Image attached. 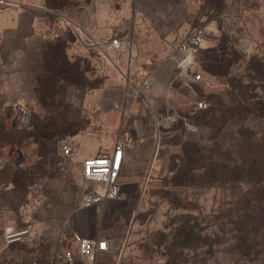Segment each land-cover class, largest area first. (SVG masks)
Masks as SVG:
<instances>
[{"label": "rangeland", "instance_id": "1", "mask_svg": "<svg viewBox=\"0 0 264 264\" xmlns=\"http://www.w3.org/2000/svg\"><path fill=\"white\" fill-rule=\"evenodd\" d=\"M224 2L222 9L219 0L0 6V264H60L65 250L77 264H90L75 234L110 241L111 252L93 264H264V256L257 261L239 251L234 239L245 220L239 199L258 196V186L214 179L196 159L222 150L230 165L242 131L264 137L261 113L217 131L205 123L228 100L231 83H248L246 65L264 51V0ZM193 31L204 35L199 60L212 79L175 97L171 88L152 95V87L136 96L140 73L166 66ZM116 37L128 43L111 48ZM200 101L208 108L199 112ZM17 104L29 116L24 126L11 119ZM244 118L252 119L249 128ZM126 131L133 141L121 196L84 208L83 192L94 183L83 177L80 160L110 152ZM61 143L72 147L75 164L61 165ZM25 230L31 231L9 238Z\"/></svg>", "mask_w": 264, "mask_h": 264}, {"label": "trees", "instance_id": "2", "mask_svg": "<svg viewBox=\"0 0 264 264\" xmlns=\"http://www.w3.org/2000/svg\"><path fill=\"white\" fill-rule=\"evenodd\" d=\"M212 1L215 2L216 0ZM219 1L222 9L225 0ZM246 66L244 78L249 79L248 83L244 84L241 80L231 83L232 91L227 92L228 100L221 99L222 101L218 104L219 107L215 108L211 117L205 121L213 129L222 128L237 117L243 119L247 114L258 117L256 113H261L259 118L264 119V51L262 55L252 56ZM207 71L220 74L210 68H207ZM251 120L249 118L242 120L246 128H249ZM249 131L248 135H244L243 131V135H239L237 140L240 145L237 146L236 152L232 155L233 159L230 165L225 163V153L222 150L217 151L219 156L217 158L215 156L214 158L204 157L201 153H197L196 159H199L211 171V177L214 179L224 181L225 178L229 177L240 186H258L255 188L257 189L255 194L258 193V196L239 199L238 204L242 205L239 209L243 211L245 220L242 218L238 220L237 231L239 236L234 239L239 251L247 249L251 255H256V260L259 261L264 256V238L258 235L261 229L264 231V137L260 138L256 131ZM245 225L248 227L245 228L246 230L241 228ZM103 254L109 253H98L96 259Z\"/></svg>", "mask_w": 264, "mask_h": 264}, {"label": "built area", "instance_id": "3", "mask_svg": "<svg viewBox=\"0 0 264 264\" xmlns=\"http://www.w3.org/2000/svg\"><path fill=\"white\" fill-rule=\"evenodd\" d=\"M9 0H0V6L7 5ZM204 40V35L201 31H193L186 36L179 44L177 54L174 56L176 59L177 76L183 80L198 84L208 79H212L202 67L199 60V50ZM123 43H128L127 38L116 37L108 45L111 48L118 49ZM130 84L131 82L128 81ZM133 86V84H132ZM151 86L150 74L144 75L138 82L135 88L136 96H141L144 90L149 89ZM131 96V94H129ZM129 97V96H128ZM119 110H123V105L115 106ZM208 104L200 101L196 104L195 110H205ZM12 117L15 125L24 126L29 123V116H27L23 109L17 104L11 107ZM171 123V118L167 119ZM187 127L189 124L187 122ZM133 141V136L130 132L126 131L119 134L116 138L111 152L101 154L94 157H89L82 161L81 171L83 177L94 186H90L83 192L82 206L90 208L96 204H106L110 200L117 199L122 194L120 185V176L124 166L125 158L128 149ZM63 167L77 162V158L73 152L72 147L67 143L60 145ZM31 230H25L18 234L9 233V238L14 239L22 235L29 234ZM18 239V238H17ZM15 239V241L17 240ZM77 242L78 253L85 257L86 260L93 264L98 253L111 252L110 241L106 238L97 237L91 238L81 234H75ZM60 264H77L75 255L71 250H65L59 257Z\"/></svg>", "mask_w": 264, "mask_h": 264}, {"label": "crops", "instance_id": "4", "mask_svg": "<svg viewBox=\"0 0 264 264\" xmlns=\"http://www.w3.org/2000/svg\"><path fill=\"white\" fill-rule=\"evenodd\" d=\"M45 10L52 13V14H56V11H52L55 9L51 10V8L46 7ZM177 50H178V48L169 56L170 62L166 66L160 67L156 71L140 73L143 75H141L139 77L138 82L141 80V78L144 75L150 74V76H151V86L150 87H152V89H151L152 95L156 94L153 92L156 89L171 88L172 95L175 97L174 93L176 91L181 90V89H187V88L191 89L192 85H194L191 82H188L186 80L178 78V76H177L176 59H174L175 55H177L176 57L179 56V54H177ZM148 58L151 60V58L149 56H148ZM175 71H176V73H175ZM150 100H155V99H154V97H152V99H150ZM83 160H85V159L80 160L81 163ZM128 162L130 163L131 161H130V158H128V156L126 154L124 165H126ZM116 200H118V199H113V200H110L109 202L116 201ZM88 237H90V236H88ZM91 238H97V237H91Z\"/></svg>", "mask_w": 264, "mask_h": 264}, {"label": "water", "instance_id": "5", "mask_svg": "<svg viewBox=\"0 0 264 264\" xmlns=\"http://www.w3.org/2000/svg\"><path fill=\"white\" fill-rule=\"evenodd\" d=\"M22 162V160L21 161H18L16 164H20Z\"/></svg>", "mask_w": 264, "mask_h": 264}, {"label": "bare ground", "instance_id": "6", "mask_svg": "<svg viewBox=\"0 0 264 264\" xmlns=\"http://www.w3.org/2000/svg\"><path fill=\"white\" fill-rule=\"evenodd\" d=\"M18 235H20V234H18Z\"/></svg>", "mask_w": 264, "mask_h": 264}]
</instances>
